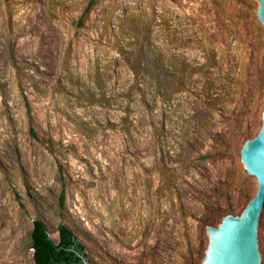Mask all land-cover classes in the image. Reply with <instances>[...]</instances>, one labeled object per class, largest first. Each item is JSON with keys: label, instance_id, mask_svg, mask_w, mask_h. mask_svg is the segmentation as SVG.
I'll return each instance as SVG.
<instances>
[{"label": "rangeland", "instance_id": "1", "mask_svg": "<svg viewBox=\"0 0 264 264\" xmlns=\"http://www.w3.org/2000/svg\"><path fill=\"white\" fill-rule=\"evenodd\" d=\"M91 1L0 0V264H36V218L94 264H202L207 226L258 190L240 151L264 117L259 0H96L81 22ZM152 13L168 97L129 65ZM258 236L264 264V211Z\"/></svg>", "mask_w": 264, "mask_h": 264}, {"label": "trees", "instance_id": "2", "mask_svg": "<svg viewBox=\"0 0 264 264\" xmlns=\"http://www.w3.org/2000/svg\"><path fill=\"white\" fill-rule=\"evenodd\" d=\"M95 1L92 0L87 6L80 19L81 22L90 13ZM131 23H134V29H131L138 32L139 24L135 18L130 19V25ZM153 25H158L155 13L151 14L149 23L147 24L148 35L143 41H140L139 38L137 47L130 52L129 65L134 74L136 85L139 88H142L147 79H150L156 92L159 95L168 97L173 79L177 75L165 72V63L162 55L159 53L160 44L153 37ZM217 99L215 97V100ZM26 107L32 120V106L27 98ZM59 205L61 208L66 207V188L64 182H62ZM57 229L60 235L57 240H54L49 235L46 223L41 218L34 220L29 241L30 246L34 250L33 257L36 264H81L84 261V257H89L86 246L68 224L60 223Z\"/></svg>", "mask_w": 264, "mask_h": 264}, {"label": "water", "instance_id": "3", "mask_svg": "<svg viewBox=\"0 0 264 264\" xmlns=\"http://www.w3.org/2000/svg\"><path fill=\"white\" fill-rule=\"evenodd\" d=\"M106 1V0H102ZM258 18L264 26V0H259ZM246 171L256 177L258 190L242 214L236 209L218 227L207 226L209 244L202 264H261L259 224L264 211V117L258 134L241 148Z\"/></svg>", "mask_w": 264, "mask_h": 264}, {"label": "flooded vegetation", "instance_id": "4", "mask_svg": "<svg viewBox=\"0 0 264 264\" xmlns=\"http://www.w3.org/2000/svg\"><path fill=\"white\" fill-rule=\"evenodd\" d=\"M58 235H60L59 231H58ZM81 264H94V263L90 257H84V261Z\"/></svg>", "mask_w": 264, "mask_h": 264}]
</instances>
